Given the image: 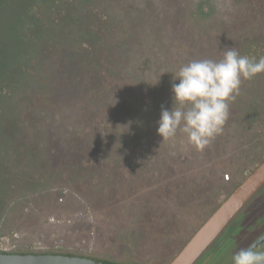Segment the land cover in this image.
<instances>
[{
	"label": "rangeland",
	"instance_id": "obj_1",
	"mask_svg": "<svg viewBox=\"0 0 264 264\" xmlns=\"http://www.w3.org/2000/svg\"><path fill=\"white\" fill-rule=\"evenodd\" d=\"M37 1L44 0H0V88L23 50L20 25L33 18ZM130 1L144 4L142 46H134L138 41L133 36L129 42L123 39L124 52L105 64L106 80L96 77L88 83L86 100L68 99L67 104L72 98L77 107L61 101L58 108L47 109L46 103L47 121L53 117L59 124L64 152L48 158L42 172L29 173L31 180L21 183L20 191L38 179L34 192L13 198L17 183L8 188L13 199L0 219V237L19 232V244L11 253H74L114 258L116 264H131L129 258L140 264H169L264 161V73L242 81L223 132L203 150L193 149L179 133L166 141L157 134L161 107H172L173 75L189 61L222 58L208 32H223V21L232 14L220 8L219 0ZM182 6L191 14L187 20L198 31L195 36L181 35L171 22ZM57 80L62 87L73 84L66 74ZM105 130L116 141L99 156L101 164L88 161L96 154L83 153L86 134H99L86 142L91 148ZM70 149L82 152L80 161L64 156ZM62 187L78 197L60 202ZM244 211L194 264L231 260L245 244L241 236L249 219L244 216L250 211ZM51 216L62 222L50 223Z\"/></svg>",
	"mask_w": 264,
	"mask_h": 264
},
{
	"label": "trees",
	"instance_id": "obj_2",
	"mask_svg": "<svg viewBox=\"0 0 264 264\" xmlns=\"http://www.w3.org/2000/svg\"><path fill=\"white\" fill-rule=\"evenodd\" d=\"M219 1L220 8L233 18L223 21V32H208L217 54L223 56L227 48L235 47L250 58L258 60L264 56V0ZM31 13L33 18L20 25L24 31L23 50L0 88V219L13 198L37 190L33 186L39 183L38 179L31 181L28 189L19 190L23 181L31 180L28 174L42 172L48 158L52 161L64 152L59 124L53 117L47 121L46 103L47 109L48 105L58 108L61 101L69 108L77 107L72 98L67 104L68 99L86 100L88 83L98 77L106 80L109 70L105 64L124 52V40L133 36L138 41L135 47L145 42L141 38L144 4L140 1L44 0L37 1ZM180 13L171 19L180 34L197 35L194 23L187 20L191 14L183 6ZM198 15L194 13V18ZM147 61L151 62L149 56ZM65 74L73 79V86L62 87L57 82ZM104 132L91 148L86 142L99 134L85 135L89 138L84 139L83 153L96 154L93 159L86 158L88 161L101 164L99 156L110 149L106 147L113 146L110 141H116L110 130ZM76 138L82 141L79 136ZM73 149L64 156L69 154L80 161L82 152ZM13 182L17 188H13L12 198L8 188ZM129 261L140 264L135 259Z\"/></svg>",
	"mask_w": 264,
	"mask_h": 264
},
{
	"label": "clouds",
	"instance_id": "obj_3",
	"mask_svg": "<svg viewBox=\"0 0 264 264\" xmlns=\"http://www.w3.org/2000/svg\"><path fill=\"white\" fill-rule=\"evenodd\" d=\"M261 73L264 56L258 60L250 58L235 47L227 48L218 61L201 59L182 65L173 75L172 107H161L157 134L166 141L179 133L193 149L203 150L223 132L229 119V104L239 94L242 81ZM231 261L264 264V249L250 244L232 253Z\"/></svg>",
	"mask_w": 264,
	"mask_h": 264
},
{
	"label": "water",
	"instance_id": "obj_4",
	"mask_svg": "<svg viewBox=\"0 0 264 264\" xmlns=\"http://www.w3.org/2000/svg\"><path fill=\"white\" fill-rule=\"evenodd\" d=\"M263 185L264 161L219 205L169 264H194ZM263 238L264 235L260 240ZM0 264L112 263L74 253H9L0 251Z\"/></svg>",
	"mask_w": 264,
	"mask_h": 264
},
{
	"label": "flooded vegetation",
	"instance_id": "obj_5",
	"mask_svg": "<svg viewBox=\"0 0 264 264\" xmlns=\"http://www.w3.org/2000/svg\"><path fill=\"white\" fill-rule=\"evenodd\" d=\"M263 202H264V186H262V190L258 194H256L254 198H252V200L248 203V205H245L243 207L245 211L242 210L243 208L241 209V211L244 212L250 211L249 213L247 212L248 214L246 216H244L245 219H249V220L247 223V228L243 231V234L241 236L242 241L245 242V244L241 248L247 247L248 245L251 244L253 247L256 246L258 249H264V238L260 240V238H262V236L264 235V210H263L264 207L261 206V208H259L260 203ZM252 210H254V214L252 213ZM80 256H85V255H80ZM88 257L94 259H102L105 261H110L112 264H116L113 261L114 258H112L111 260L110 258L107 257H97V256H88ZM225 260H227V262L224 264H232V261L230 259L225 258Z\"/></svg>",
	"mask_w": 264,
	"mask_h": 264
},
{
	"label": "built area",
	"instance_id": "obj_6",
	"mask_svg": "<svg viewBox=\"0 0 264 264\" xmlns=\"http://www.w3.org/2000/svg\"><path fill=\"white\" fill-rule=\"evenodd\" d=\"M227 177L229 178V175H227ZM59 195H60L59 196L60 202L65 201L67 197H74V198L78 197V195L68 187H62L59 190ZM49 222L56 224V223H61L62 221L61 219L55 216H51L49 218ZM19 240H20V234L17 231H12L11 233L0 237V251L11 253L17 248V245L19 244ZM56 247L59 248L58 245Z\"/></svg>",
	"mask_w": 264,
	"mask_h": 264
}]
</instances>
